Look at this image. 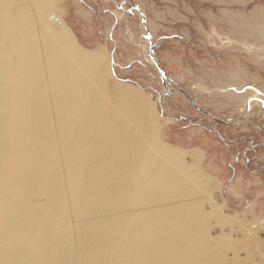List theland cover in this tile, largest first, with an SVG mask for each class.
Instances as JSON below:
<instances>
[{"label":"rangeland","instance_id":"obj_1","mask_svg":"<svg viewBox=\"0 0 264 264\" xmlns=\"http://www.w3.org/2000/svg\"><path fill=\"white\" fill-rule=\"evenodd\" d=\"M19 1V4L22 2L20 7L23 6L21 8L29 18L28 9L35 1ZM53 1L55 5L52 14L59 15L63 27L69 30L76 44L89 52L106 54L110 72L105 80V93L102 95L97 90L98 86L94 88V82L91 84L90 78L84 76L85 78H79L81 82L83 81V85L80 87L78 85L77 91L73 93L75 99L73 105L78 106L79 109L73 106L70 110L76 113V117L68 119L70 110L64 113L60 108L56 109L54 104L58 102L53 93V71L49 63L46 64L48 66L46 72L39 67L40 61L43 62L41 60L43 56L38 50L36 52L38 43L29 29L33 77L36 75L35 81L39 83L44 109L43 129L38 136L39 139L32 136L31 140L29 136L30 141H28L25 137V128L16 120L8 122V130L13 131L8 135L4 134L2 129L4 125L0 123L3 125H0V134H2L0 142H6L10 148L20 142L22 146L19 147L29 151L43 140L46 160L50 159L47 160L49 162H44L46 167L42 164L45 168L42 165L39 167L47 172L45 174L53 177L55 182L42 184L41 190L50 187L48 193L47 188L38 193L35 191L37 188L32 189L34 187L29 186L30 183L33 186L38 185L35 180L25 185L23 191L18 194V200L22 203L27 200V204L34 207H44L40 210L33 208L35 214L32 208H14L15 210L10 208L11 210L5 212L7 215L3 213L8 217V223L4 221L2 212H0V223L4 221V224L12 225L11 222L14 220L13 225H17L21 221L20 226L26 228L30 223L38 225L34 216L40 214V211L46 212H41L43 215L41 224L43 219L45 221L46 214L49 215V212L57 210L60 214L58 221L63 222L64 232L63 235H59L62 237V239L59 237L61 241L58 244L61 255L56 264H112L113 262L137 264V260L142 264H211L207 259L209 256L214 258L210 259L215 262L213 264L216 262L217 264H264V0ZM62 53L64 54L65 51ZM64 57L68 59L69 56ZM1 63L3 64L2 60L0 65ZM70 67L75 68V66ZM18 73L17 76L16 73L13 76L19 77L20 73L19 75ZM54 80L57 83V78ZM111 83L124 86H118L122 87L120 89L122 91L131 90L130 96L132 95L136 100L140 101L139 97L143 96L142 102L147 105L150 117L152 116L151 123H154L157 139L161 137L169 146L177 150L178 155L175 150L177 156L175 160H178L176 163L180 169L176 168L179 173L175 174H182L181 179L186 177L183 184L192 195H182L179 189H168L158 196L150 194L149 190L152 191V188L149 187L146 188L148 190L146 195L139 190L137 193H140L135 196L127 187L130 178L126 177L124 172L128 165L124 160L125 156L121 159L122 162L125 161L121 162L122 168L125 166L124 169L106 168L101 165L105 161L100 156L115 151L108 148L113 145L111 143L115 141V134H119L115 130V119L117 123L121 122L122 126L120 132L123 138L120 143L117 142L118 145L123 146L124 132L131 136L138 133L135 124L129 123L131 119L129 121L126 119V113L129 112L123 114L124 109L121 110L114 104L118 87L116 88L114 84L112 89L115 92L111 91ZM84 94L90 96L89 104L93 100L94 103L101 100V105L102 103L104 105L99 109L103 108L102 111L99 109L96 111L97 106L94 105V110L90 109L86 105L88 99L79 101L85 98ZM112 94L114 97L111 96ZM85 108L89 111L87 112ZM121 114L126 118L123 119ZM92 116L97 119H93ZM114 116L116 118H113ZM64 118L67 119L64 121ZM101 118L105 119L104 122ZM67 120H69L68 124L69 122L70 125L72 124L69 125V130ZM90 121L93 123L90 124ZM88 132H91L88 141L91 140L93 147L88 145L90 144L88 142L87 148H83L81 146L85 143H82L78 154L80 153L82 158L79 159L80 162L91 161L94 171L89 167L90 179L95 178L96 181L92 186H83V199L87 198L91 202L88 207H79L73 190L71 161H68L71 156L68 143L70 140H79L82 137L83 140L85 137L83 135H88ZM101 134L103 135L99 138L98 135ZM35 138L38 139L37 142ZM108 138L110 143L106 142ZM23 139L27 140V144L23 143ZM166 143L164 144L168 145ZM20 148L16 149V153L11 148L10 156L19 154ZM92 150L94 154L91 153ZM7 153L8 151L6 155ZM140 158L141 154L137 160H141ZM74 159L77 160L76 156ZM8 162L10 164L11 159L7 158V164ZM7 170L10 172L7 171L6 176L12 174V168V172L9 167ZM15 172L14 169L12 175ZM44 172H41V175ZM127 176L130 177V173ZM179 178L177 176V179ZM6 183L3 184L8 186L9 183ZM6 189L0 191V196L2 195L4 199L11 196L5 192L9 188ZM118 189L124 190V194L116 198L112 194ZM100 192L105 194V198L101 199L103 201L95 199L101 196ZM55 195L58 196L55 198ZM53 199H56L54 210L45 208L48 202L53 203ZM190 204L197 208H186L191 206ZM187 210L193 214L202 213L201 215L207 219L206 231H204L205 243L197 247L196 257L193 260L190 258L193 254L189 255L188 247L190 243L196 245L198 240H194L192 235H186L189 230L186 234L180 233L178 225L180 222L176 216L187 213ZM197 216L198 214L196 219ZM197 224L200 223L196 221ZM27 230L30 232L29 229ZM25 232L26 230L23 233ZM131 232H139L141 241L144 245H148L149 250L132 248V244L124 245L127 248H121L126 244L122 243L123 239L131 238L127 235ZM200 235L202 236L201 233ZM152 241L158 247L159 244L162 247L163 242L169 243L166 246L163 244L160 248L161 256H157L159 250L155 249L156 253L154 249L152 251L151 248L154 246ZM113 245L117 248L121 246V251L115 253L116 255L112 253L113 250L115 251ZM217 245L221 247V253L218 255L215 253ZM19 250L17 248L15 252L19 253ZM123 250L126 251L125 254ZM15 252L10 250L7 256L15 259L13 258L16 257L13 254ZM20 253L22 255L19 254L16 260L27 256L22 250ZM159 258L162 261L158 262ZM120 260L123 262L121 263ZM5 262L9 261L5 260ZM22 264L33 263L27 260V263Z\"/></svg>","mask_w":264,"mask_h":264},{"label":"bare ground","instance_id":"obj_2","mask_svg":"<svg viewBox=\"0 0 264 264\" xmlns=\"http://www.w3.org/2000/svg\"><path fill=\"white\" fill-rule=\"evenodd\" d=\"M18 1L19 0H0V62H1V60L3 62V64L1 63L2 65H0V121H1L0 123H2L4 126L2 124H0V125L3 126L2 129H3V132H5L4 134L7 133V135H8L9 132L13 133L12 130H8V128H9V127H7L8 122L9 121L13 122L14 120H16L17 123L19 122V125L21 127L25 128V130L24 129L23 130L26 132V135H25L26 139H28V137L30 136L29 138L32 140L33 137L38 138V136L41 135L40 132L43 129L42 128V122H43L42 117L44 115V109H43V106L41 103V94L39 91L40 89L38 88L39 83H36V81H35L36 78H34V77L36 75L33 77V71L34 70L32 69L33 65H32V62L30 60V57H31L30 51L32 50V48H31V50L29 49L30 48V44H29V42H30L29 41L30 40L29 39L30 31H29V28L24 29V28H21V25L19 26L21 20H28L29 18H27L28 16H27L26 12L22 10L21 7H23V6L21 5V7H20V4L22 2L19 4ZM20 1H22V0H20ZM34 1L36 2V4L39 3V0H34ZM42 3L45 4L46 8H49L51 10L54 9L55 4H54L53 0H46L45 2H42ZM56 16H57L56 22L61 24V26L63 27V23H62L61 18L59 17V15H56ZM23 26H25V25H23ZM59 30H60V33H58V39L55 40L56 41V42H54L55 45L53 47H51L50 50H54L55 52H58V54H59L60 48H61L62 51H65L64 54L66 56H69L68 59H70V64L68 67L66 66V68L60 66L59 65L60 56L56 55V61H55L54 60L55 52H53V51H50L48 53V57H49V66L53 71L54 78L55 79L57 78V80H56L57 83H55V80L53 78V81H54L53 90L54 91L53 90L52 91L55 94V96H56L55 98L58 102L57 104H54V105L56 106L55 107L56 109L60 108L62 110V112H64V111L70 110L71 107L76 106V105H73L74 100H75L73 97L74 96L73 93H75L77 91L76 87L78 85H79L78 87L83 85L82 84L83 81L81 82L79 80V78L84 77V76H88V78H90L91 84H93L92 82H94V84H93L94 88L96 86H98L97 90H99V92L102 95H104V93H105L104 92L105 91L104 85H106L105 80H107V77L109 76L110 71H109L107 59L105 58L106 54L104 55L101 52H98V53L97 52L96 53L90 52L91 55L89 57H86L84 51H81V47L79 45H77L75 40L72 38L71 34L69 33V30H67L65 27L60 28ZM22 32H23V34H22ZM72 43H74L75 46L69 47L66 50L67 46L73 45ZM21 46H22V48H25V49L20 50ZM24 50H26V51H24ZM36 52H37V50H36ZM86 52H89V51H86ZM49 54H50V56H49ZM70 66H75V68H72ZM4 69H5V71H4ZM23 69H26V70H23ZM18 71H20L19 72L20 76L14 77L13 74L16 73V75L15 74L14 75L17 76ZM29 71H31V72H29ZM5 73H7V75ZM19 73H18V75H19ZM50 75H52V74H50ZM85 80L87 81V79H85ZM85 80H84V82H85ZM37 81H39V80L37 79ZM114 84L111 83V85H110L111 91H113V92H115L112 89ZM115 85H116V88L119 86L118 84H115ZM117 89H118V93H115L116 98L114 99V101H116V102H114V104L116 106H118L119 108H121V110L124 109L122 112L123 114H125L126 112H129V113H126L127 118L123 114H121V115H123V119H124V117L128 121L131 119V122L129 121V123H132V125L135 124L134 126L136 128V131H138V133L134 136H131L129 133L127 134V132H124L123 135L125 137V139H124L125 145H124V143H123V146L118 145L117 142L120 143V141H122L121 138H123V137H121V132H120L122 126L120 124L121 123L120 120H119L120 123H117V120L115 119V126H116L115 130L119 134H117V133L115 134L116 135L114 137L115 141H113V143H111V145L112 144L113 145L111 147L107 146L109 149L111 148L112 150L114 149L115 151L111 152L108 155L102 154L100 156V158H102V160L104 159L105 163H101V165L105 166L106 168H115L116 167L118 169H121L123 167V165L121 164V162H122L121 159L123 156H125V158L124 157L123 158L125 161H127L128 165L126 166V169H124L125 166L122 169H124L125 176L130 178V179H128L129 181L127 182L128 185L126 184L128 187V190L130 189L135 196L138 193H140V192L137 193V191H139V190L141 191L142 194L146 195L145 193H148V190L146 188H149V187L152 188V191H151V189L149 190L150 194L153 193V194L158 195V196L163 194L164 190L168 191V189L169 190L170 189H174V190L179 189L181 191L182 195H186V196L192 195V194H190V192L187 191L185 184H183V181H186V179H185L186 177L183 178L184 179L183 180V179H181L182 174H180V175L175 174L176 172H178V171H176V168L180 169V166L178 165V163H176V162H178V160L177 159L175 160V158L177 157L175 154L176 149L173 146L165 145L163 142H162V145H160L159 139H157L156 133L154 132V128H153L154 123H151V117L152 116L150 117L147 105L142 102L143 96L138 94V96L139 95L142 96V97H139V98H141V100L139 101V100L134 99L132 95H131L132 97L130 96V94H132L131 90H128V91L123 90L126 92V93H123V91L120 90V89H122V87H118ZM83 91L85 92V90H83ZM84 95H85V96H83V97H85L84 99L80 98L81 100H79V99L78 100L82 102V101L88 99L87 100L88 104H86V105H88V107L90 109L94 110L95 107H93V105L97 106L96 111H98L97 109L101 108V106L103 107L104 104L102 103V105H101V102H102L101 100H100L101 102L97 101V103H94L95 100H93V102H90V104H91L90 105L89 104V97L90 96L88 97V95H86V94H84ZM111 96H113V94ZM102 99H103V97H102ZM105 102H107V101H105ZM83 106H85V105H83ZM98 106H100V107H98ZM76 107H78V106H76ZM78 109H79V107H78ZM80 109H82V108H80ZM102 109H99V110L102 111ZM112 110H114V108H112ZM48 111H49V109H48ZM88 111L89 110H87V112ZM108 112H109V110H108ZM112 112H114V111H111V113ZM119 112L121 113V111H119ZM136 112H138V113L136 114ZM93 114H91V115H93ZM95 114H97V112ZM94 116H92L93 119L94 118L97 119V117H94ZM117 116L118 115H116V117ZM75 117H76V113L72 110L71 113L69 114V118L68 117L67 118L72 119ZM116 117L114 116L113 118H116ZM18 118H21V119L18 120ZM66 119L64 118V121ZM88 119H90V118H88ZM112 119H110V120H112ZM119 119H121V118H119ZM24 120H25V122H22ZM82 120L83 119H81V121ZM101 120L104 122L105 119L101 118ZM68 121L69 120H67V122H66L67 124H68ZM139 121H140V124H139ZM91 122L92 121H90V124H91ZM97 122L98 121H96V124H97ZM69 125H70V122L68 124V130H69ZM62 128H63V126H62ZM94 128H95V125H94ZM101 132L103 133L104 129L101 130ZM76 133H78V132H75V134ZM89 133H91V132H88V135L87 134L83 135V136H85L83 140H82L83 137L81 136L82 138H79V140H77V139L76 140H70L68 143V149H69V152L71 154L70 159H68V161L69 160L71 161L70 162L71 171H72L71 177H72V183H73V190L75 193V201L77 202V203L76 202L75 203L78 204L79 207L80 206L81 207L82 206L88 207L89 202H91V201L87 200V198L83 199V196H82L83 186H92L94 184V182L96 181L95 178H93V180H92V178L90 179V176H91V174H89L90 168H91V171L93 169L92 168L93 165L91 164V161L90 162L89 161L88 162L87 161L86 162L85 161L80 162L79 159L82 160V158L79 155L80 153L78 154L79 146L82 143H85V144H83V146H81L83 148H87L88 142L90 143L88 145H91V146L93 145L91 140L88 141L90 139ZM70 134H71V132H70ZM75 134H74V136H75ZM0 135H2V134H0ZM102 135L103 134L98 135L99 138ZM111 135H113V134H111ZM77 137H79V136H77ZM37 138H35L36 142L40 137L38 139ZM30 139H28V141H30ZM46 139H47V137H46ZM23 140H24L23 143L27 144V140H25V139H23ZM33 141H34V139H33ZM95 141L97 142V140H95ZM106 142L110 143L109 138ZM104 143H105V140H104ZM107 143H106V145H107ZM128 143H132V145H128ZM102 145L105 146V144H102ZM19 146H22V144H20V142H18L17 144L12 146L11 148H13L15 153H16V149L20 148ZM26 146H28V145H26ZM44 147H45V144H44L43 140H40V142H38V144H36V146L34 145V149H31L29 151H25V148H20L19 154L13 155V157H11L9 154L10 149H11L10 145L7 146L6 142H4V141L0 142V191L2 192V191H4V189L9 188V190L6 189L7 191H5V192H7L8 196H9V194L11 195V196H9L10 198L6 195L9 199L8 198L4 199L1 197L2 195L0 196V199L2 198L1 200H3V201L0 200V212H2V216H3V218H5L4 221H6V223H8L7 222L8 217H6L7 213H5V212L8 211L10 208H13V210H15L14 208H29V209L32 208L31 210H33V213H34L33 208H35V209L39 208V210H40V208L44 207V206L43 207L42 206L41 207H34L31 205H28L26 202L27 200L24 203H22L21 201L18 200V194H20L19 192H22L23 189L25 188V185H27L28 183H30L34 180L36 181V184H38V185L34 184L35 186H33L32 183H30L29 186L34 187V188H32L34 190L37 188L35 190V191H37V193L40 192V190L42 188L41 186L43 183L48 185V184H53L52 182H55L52 179L53 177L45 174L47 172L45 170L42 171L41 168L39 167L42 164L44 165V162L45 163L49 162L47 160L50 159L49 158L46 160V158H47V157H45V154H46L45 151L46 150ZM31 148H33V146ZM48 148H50V147H48ZM48 148H47V150H49ZM88 150H90L89 147H88ZM6 151H8L7 155H6ZM91 153L94 154L93 150ZM96 153L97 152L95 151V156H96ZM176 153L178 155L177 150H176ZM139 154H141V158H140L141 160H137L139 157ZM23 155H24V157H23ZM74 156H76L77 160L74 159ZM84 156H85V154H84ZM84 156H83V158H84ZM88 157L90 158V156H88ZM7 158H8V160L11 159V163L9 164V162H8L9 165L7 164ZM93 159H95V158H93ZM13 161H15L14 164H13ZM125 161H123V162H125ZM125 164L126 163H124V165ZM6 165L10 168V170L12 168L13 172L15 169L16 172L14 173V175H12L13 172L11 170L12 174H10V175H12L13 177L10 175L6 176V174H8L7 171L10 172L9 170H7L8 167H6ZM81 170H82V172H81ZM103 170H104V167H103ZM106 170H105V173H106ZM134 170H136V171L134 172ZM93 171H94V169H93ZM100 171H101V169H100ZM100 171H99V173H100ZM41 172L42 173L44 172V174L41 175ZM181 172H185V171H181ZM129 173H130V177L127 176V175H129ZM48 174H50V173H48ZM96 174H97V172H96ZM98 176H100V175H98ZM177 176L180 178L177 179ZM188 179H187V181H188ZM4 182L9 183L8 186H5L3 184ZM102 183H103V181H102ZM1 184H3V185H1ZM51 186H54V185H51ZM79 187H80V189H79ZM45 188H47V187H44L42 190H44ZM120 188H122V187H120ZM1 189H3V190H1ZM49 189H50V187L47 188V193H48ZM119 189L116 190L115 193H113V194L111 193L116 198L122 197V194H124V190L119 191ZM42 190H41V192H42ZM80 190H81V193H80ZM157 191H160V192L157 193ZM135 192H136V194H135ZM100 193H101V196L95 197V199L101 200V199L105 198V194L103 192H100ZM142 194H140V195L142 196ZM182 195H180V196H182ZM3 196H5V195H3ZM56 196H58V195H55L54 197L56 198ZM148 196L150 197V195H148ZM137 198H139V197H137ZM60 199H62V198H60ZM54 200H56V199H53V203H52V201H50L51 204H50V202H48L47 203L48 206H46L45 208H52L53 209V206L55 204ZM101 201H103V200H101ZM186 208H197V206L191 205V206L186 207ZM81 209L84 210L86 208H81ZM35 211H37V210H35ZM41 212L46 213L44 210H42V211H40V214H36L34 216V219L36 220V222H38L37 223L38 225H31V223H30V225H28V227L25 228V227L20 226L21 224H19V222H21V221L18 222V220H17V222H18L17 225H13L14 220L12 222L10 221L12 223V225L11 224L10 225L4 224L3 223L4 221L0 223V264H22V263H27V260H29V262L33 263V264L34 263L56 264L58 262L59 257L61 255L60 245H58V244H60V241H61V240H59V237H61L59 235L64 232L63 222L58 221L60 214H58V212L56 210V211L49 212V215L46 214L45 221L43 219L42 223L40 224V222L42 220V216H43ZM186 212L187 213H184L182 215H176V216L178 217V221L180 222V224L178 223V225L180 226V230H181L180 233L186 234L187 231L189 230L190 232H188L186 235H189V236L192 235L195 238L194 240H198L197 242L195 241L196 245H193L192 243H190L189 247H188L190 249L189 255L193 254L192 256H190V258H192V260H193L196 257L197 247L199 248L200 244L202 245L203 243H205L204 240L206 239L205 238L206 233H204V231H206L207 219H206V217L201 215L202 213L201 214L200 213H194L193 214V212H189L188 210ZM3 213H5L6 215ZM196 214H198L197 219L195 218ZM23 218H25V217H23ZM31 218H33V217H31ZM170 218H171V216H170ZM195 220L200 224L196 225ZM201 221H202V223H201ZM15 222H16V219H15ZM142 224H145V223H142ZM24 225H26V224H24ZM178 225H175V226H178ZM148 226H149V224H148ZM27 229H29L30 232H28ZM25 230H26V232L23 233ZM200 233L202 234V236L200 235ZM127 235H130L131 238L130 239H128V238L123 239L122 243H126V244H123L122 247L120 246L121 248H125L126 246H124V245L129 246V244H132V248L135 247L138 250L144 248L146 250H149V247H147L148 245H146V244L144 245V243L141 241L142 237H139V232L138 233L131 232V233H127ZM57 236H58V240H57ZM60 239H62V237ZM151 243H153V241ZM142 244H143V246H142ZM163 244H164V246H166L169 243L163 242ZM163 244H162V247H163ZM153 245H154V243H153ZM153 245H150V246H153ZM159 245H160V247H158V245L156 246V244L154 245L155 247L154 246L152 248L150 247L152 249V251H153V249L159 250V253H157V256H161L160 248H162V247H161V244H159ZM114 246L115 245H113V247ZM120 247L119 248L114 247L115 251L113 250L112 253H114V255H116L117 252L121 251ZM17 248L20 249L19 253L15 252V249H17ZM215 249H216L215 253H217L216 255L221 253L220 252L221 247L219 245H217V247ZM10 250H14L15 253H13V254L16 257L19 254H21L20 253L21 250H22L23 254L27 253L26 254L27 256H24V258H19L18 260H16V257H13L15 259H12V256H10V257L7 256V252H9ZM124 251L125 250H123L122 252H124ZM184 251H186V250H184ZM125 252H124V254H125ZM162 252H164V249ZM154 253H156V250ZM44 254H46L45 257L43 256ZM144 257L146 258V256H144ZM118 258H119V256H118ZM119 259H122V258L120 257ZM157 259H158V257H157ZM157 259H155V260H157ZM207 259H209V263H211V264L215 263L212 260H210V259H214V258H212V256H209ZM5 260H7L9 262H5ZM139 260H141V259H139ZM116 261H117V259H116ZM120 261H119V263H120ZM160 261H162V260L159 258L158 262H160ZM122 262L123 261H121V263ZM137 262L139 263L138 260H137ZM153 262L155 263L156 261H153ZM115 263L113 262L112 264H115ZM117 263H118V261H117ZM217 263L218 262H216V264ZM219 263H220V261H219ZM134 264H136V262ZM139 264H142V262Z\"/></svg>","mask_w":264,"mask_h":264},{"label":"water","instance_id":"obj_3","mask_svg":"<svg viewBox=\"0 0 264 264\" xmlns=\"http://www.w3.org/2000/svg\"><path fill=\"white\" fill-rule=\"evenodd\" d=\"M41 1L45 2L46 0H39L38 4H36L35 2L30 5L31 7L28 9L29 14H30L29 19L21 20L19 26L21 25V28H24V29L29 28L31 30L34 40L38 43V48L36 50H38V53L41 54V56H43V58L41 59L43 60V62L40 61L38 65L40 68H42V71L44 70V72H46L47 67H48L46 64L49 63L48 53L50 51L55 52L54 50H50V48L55 45L54 42H56L55 40L58 39V33H60L58 29L63 28V27L61 26V24L56 22L57 16L55 14H52L53 10L46 8L45 4H43ZM72 44L73 45L67 46L66 50L69 47L75 46L74 43ZM23 49L25 48H22L21 46L20 50H23ZM81 51H84L86 57H89L91 55L90 52H86L87 50L84 49L83 47H81ZM56 55H58V52H55L54 54L55 61H56ZM59 56H60L59 65L62 67H66V66L68 67L70 64V59L65 58L62 52H59ZM119 86H122V85H119ZM159 142H160V145H162V142L166 143L161 137L159 139Z\"/></svg>","mask_w":264,"mask_h":264}]
</instances>
